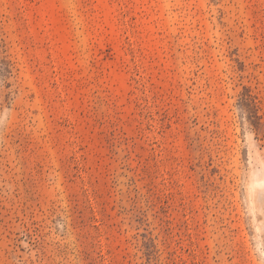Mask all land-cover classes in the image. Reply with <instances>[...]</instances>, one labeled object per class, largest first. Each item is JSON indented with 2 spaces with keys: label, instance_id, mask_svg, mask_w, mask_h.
Wrapping results in <instances>:
<instances>
[{
  "label": "rangeland",
  "instance_id": "1",
  "mask_svg": "<svg viewBox=\"0 0 264 264\" xmlns=\"http://www.w3.org/2000/svg\"><path fill=\"white\" fill-rule=\"evenodd\" d=\"M0 264H264V0H0Z\"/></svg>",
  "mask_w": 264,
  "mask_h": 264
}]
</instances>
